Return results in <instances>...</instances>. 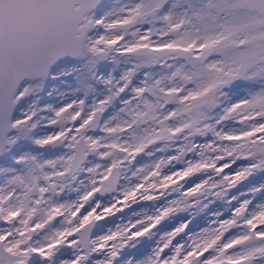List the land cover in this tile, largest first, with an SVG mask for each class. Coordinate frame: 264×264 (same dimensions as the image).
Returning <instances> with one entry per match:
<instances>
[{"label":"snow or ice","instance_id":"1","mask_svg":"<svg viewBox=\"0 0 264 264\" xmlns=\"http://www.w3.org/2000/svg\"><path fill=\"white\" fill-rule=\"evenodd\" d=\"M0 264H264V0H0Z\"/></svg>","mask_w":264,"mask_h":264}]
</instances>
